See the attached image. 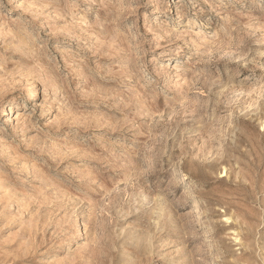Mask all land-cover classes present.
Instances as JSON below:
<instances>
[{"label":"rangeland","instance_id":"rangeland-1","mask_svg":"<svg viewBox=\"0 0 264 264\" xmlns=\"http://www.w3.org/2000/svg\"><path fill=\"white\" fill-rule=\"evenodd\" d=\"M0 264H264V0H0Z\"/></svg>","mask_w":264,"mask_h":264},{"label":"bare ground","instance_id":"bare-ground-1","mask_svg":"<svg viewBox=\"0 0 264 264\" xmlns=\"http://www.w3.org/2000/svg\"><path fill=\"white\" fill-rule=\"evenodd\" d=\"M173 55H174L175 58H177L178 54L175 52ZM79 233H80V230H79ZM165 250H170V246H168V237H167V239L165 237V241H164L163 247H162V251H165ZM167 252H169V251H167Z\"/></svg>","mask_w":264,"mask_h":264}]
</instances>
